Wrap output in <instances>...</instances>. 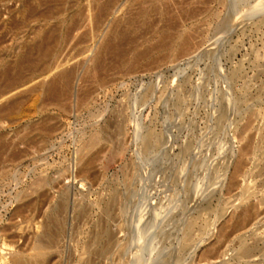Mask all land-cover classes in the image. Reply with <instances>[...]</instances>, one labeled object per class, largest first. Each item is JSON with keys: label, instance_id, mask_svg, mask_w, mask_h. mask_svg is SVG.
<instances>
[{"label": "rangeland", "instance_id": "374dc122", "mask_svg": "<svg viewBox=\"0 0 264 264\" xmlns=\"http://www.w3.org/2000/svg\"><path fill=\"white\" fill-rule=\"evenodd\" d=\"M89 243L264 264V0H0V264Z\"/></svg>", "mask_w": 264, "mask_h": 264}, {"label": "bare ground", "instance_id": "6f19581e", "mask_svg": "<svg viewBox=\"0 0 264 264\" xmlns=\"http://www.w3.org/2000/svg\"><path fill=\"white\" fill-rule=\"evenodd\" d=\"M98 14V13H97ZM165 35V34H164ZM167 35V34H166ZM160 40H159V44H160V46L161 47H164L166 44H168L167 43V40H165V37H161V38H159ZM157 43V42H156ZM184 46L185 45H183V46H181L180 47V49H179V51L180 50H183L184 49ZM176 47V46H175ZM42 51H44V49H42ZM41 53H43V52H41ZM44 54V53H43ZM41 56H42V54H41ZM68 75L66 74H62V75H60L59 76V79H58V81H59V83H61L62 82V84L66 87L67 85H68ZM57 82H56V80H51L49 83H47V91H48V93L49 94H51V95H55L56 94V92H58L59 90V88L57 89V86L56 85H58V87H59V84H56ZM62 86V85H61ZM63 88V87H62ZM61 89V88H60ZM63 90V89H62ZM60 92V91H59ZM62 92V91H61ZM60 92V93H61ZM60 93H58V94H60ZM63 93V92H62ZM60 96V95H59ZM41 134V133H40ZM45 134H43V132H42V135H41V137H43ZM148 135V140L147 141H151L152 139H153V135L152 134H147ZM90 141V140H89ZM146 141V142H147ZM97 142V141H96ZM145 142V144H147ZM154 142V141H153ZM91 144H92V142H91ZM152 144V143H151ZM154 144V143H153ZM148 145H146L145 147H147ZM153 146V145H152ZM87 147V146H86ZM150 147V146H149ZM82 148V147H81ZM81 155V154H80ZM87 161V160H86ZM236 166V165H235ZM181 168V167H180ZM179 168V169H180ZM183 169V168H182ZM238 168H236V170H237ZM231 176V175H230ZM232 178V177H231ZM230 180V179H229ZM231 182V181H230ZM229 182V183H230ZM233 184V183H232ZM231 185V184H230ZM168 192V191H167ZM173 195V194H172ZM167 196V195H166ZM165 198V197H164ZM165 203H167V201L165 202ZM163 204V203H162ZM108 208H109V204H108V206H107ZM164 207V206H163ZM109 234V233H108ZM111 234V233H110ZM190 234V231L189 230H187L186 231V234L184 235V233H183V235H184V237H183V245L184 246H186V245H188V242L189 241H187L188 239H189V235ZM105 236V235H104ZM111 237V236H110ZM110 237H107V238H110ZM191 237V236H190ZM190 240V239H189ZM114 242H108L107 244H106V246L104 247V249L102 250L103 252V254H105V253H107V252H109V250L111 249V245L113 244ZM191 243V242H190ZM118 245H119V243H117ZM116 244V245H117ZM121 244V243H120ZM115 245V246H116ZM119 246H121V245H119ZM51 248V247H50ZM114 248H117V247H114ZM119 248V247H118ZM32 250V249H31ZM93 250H94V245L92 244V243H89L88 245H87V247H86V249L84 250V253H83V255L85 256V259H86V264H93L92 262H90L88 259H89V256H90V254L93 252ZM97 250V249H96ZM117 251H118V249H116ZM170 250V249H169ZM54 251V250H53ZM112 251L113 250H111V254H112ZM56 252V251H55ZM243 252H248V249L246 248V249H243ZM31 253V252H30ZM113 253H115V251L113 252ZM244 254V253H243ZM247 254V253H246ZM19 255V254H18ZM32 255L34 256V252L32 253ZM168 255V254H167ZM46 255H45V253H44V257H45ZM107 256V255H106ZM243 256V255H242ZM245 256V255H244ZM42 257V256H41ZM109 257V256H108ZM43 258V257H42ZM45 259H47V258H45ZM105 259H107V258H105ZM41 260H44V259H40L39 258V256H38V259H35V258H33L32 256L31 257H24V256H21V255H19V256H16V257H14L13 258V261L11 262V264H42L41 262ZM180 260V259H179ZM91 261H93V260H91ZM97 263V262H96ZM111 264V263H110Z\"/></svg>", "mask_w": 264, "mask_h": 264}]
</instances>
